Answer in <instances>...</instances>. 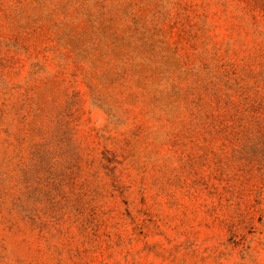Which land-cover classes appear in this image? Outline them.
I'll list each match as a JSON object with an SVG mask.
<instances>
[{
	"label": "rangeland",
	"instance_id": "1",
	"mask_svg": "<svg viewBox=\"0 0 264 264\" xmlns=\"http://www.w3.org/2000/svg\"><path fill=\"white\" fill-rule=\"evenodd\" d=\"M0 264H264V0H0Z\"/></svg>",
	"mask_w": 264,
	"mask_h": 264
}]
</instances>
